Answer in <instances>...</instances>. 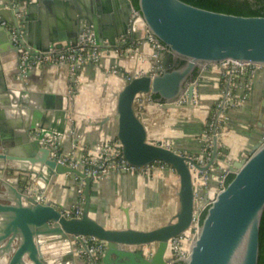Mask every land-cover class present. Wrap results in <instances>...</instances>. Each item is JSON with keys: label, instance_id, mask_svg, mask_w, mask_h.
<instances>
[{"label": "water", "instance_id": "1", "mask_svg": "<svg viewBox=\"0 0 264 264\" xmlns=\"http://www.w3.org/2000/svg\"><path fill=\"white\" fill-rule=\"evenodd\" d=\"M57 1L0 0V58L16 53L15 68L9 77L14 86L25 87L34 69L22 71L20 47L13 42L12 30H17L19 45L30 47L32 55L62 48L55 45L59 41L56 37L38 34L34 28L38 11L46 8L52 12L51 6ZM138 7L141 18L132 20V11L136 9L133 1L115 0L119 30L107 37L99 30L102 21L99 16L78 10L67 42L75 47L80 36L89 31L97 44L102 45L106 39L111 46H118L117 39L131 36V25L144 23L160 45L168 47L169 52L159 57L161 68L126 80L117 95L113 116L117 117V140L130 165L143 168L162 162L179 176L177 214L171 223L151 231L130 227L108 229L93 218L90 214L93 180L84 171L52 158L47 141L53 137L62 146L63 139L72 133L70 129L67 131L71 97L45 95L47 101L42 105L45 113L35 111V115L29 114L20 121L21 133L12 136L0 132V264H67L69 261L75 264V250L78 254L79 247L74 250L70 244L77 243L81 237L106 242L99 264H172L168 257L170 241L188 232L194 222V176L207 174L219 162L221 135L216 122L211 160L205 166L200 165L193 156L149 142L146 126L136 113L135 101L139 95H152L155 103L177 109L180 106L175 102L187 95L192 107L196 77L206 65L234 61L264 67V17L215 12L182 0H138ZM104 12H107L105 7ZM3 89V95L12 98L19 95L23 107H28V102L37 96L26 89ZM107 121H102L100 126ZM230 166L234 178L217 193L208 208L192 239L185 264H259L264 216V139L246 160ZM60 176L84 181L83 187H77L84 196L79 218H68L62 205L45 197L47 188ZM57 242L70 246L60 263L47 257V247H55ZM153 245L157 246L156 250L147 252Z\"/></svg>", "mask_w": 264, "mask_h": 264}, {"label": "crops", "instance_id": "2", "mask_svg": "<svg viewBox=\"0 0 264 264\" xmlns=\"http://www.w3.org/2000/svg\"><path fill=\"white\" fill-rule=\"evenodd\" d=\"M51 8L52 12L46 8L38 11L34 28L38 34L56 37L59 41L55 45H61L62 49L70 47L67 39L78 10L101 18L99 30L103 37L119 30V25H116L115 0H58ZM100 11L102 16L98 15ZM130 33V37H123L127 39L126 42L120 43L117 39L118 46L107 47L99 62L86 64L73 75L65 65L50 64L34 68L25 81V87L22 84L14 86L9 79L15 68L16 53H11L6 58L1 57L0 132L12 136L21 133L18 123L29 114L35 115V111L45 113L42 108L47 101L45 95L56 94L71 97L67 131L70 129L72 133L62 141L63 152L75 150L76 156L81 157L99 143L117 140V117L113 115L118 93L129 77L144 75L156 69L158 64L143 26L131 25ZM40 45L43 47V43ZM113 69H117L119 73L114 74ZM196 80L192 107L188 101L184 107L177 109H166L154 101H138L135 104V110L146 126L149 142L173 147L194 158L204 154V128L212 107L222 99L224 91L222 72L218 67L203 69ZM3 87L6 90L26 89L37 96L28 102V107H23L19 103L20 96L12 98L10 95H3ZM234 96L240 105L226 110L218 130L221 135L220 156L223 155V158L217 163V167L198 176L200 180L207 177L205 183L202 181L204 189L196 188L199 195L208 193L209 196H214L223 170L229 169L235 162L246 160L253 148L264 139V70L252 79L249 90L246 81L241 79L234 90ZM105 119L109 121L100 126ZM80 182L71 177L60 176L54 185L47 188L45 197L66 210L72 209L84 197L77 190ZM179 189V176L171 167L161 163H155L136 173H113L95 183L90 214L108 229L122 230L130 227L151 231L173 221L180 207ZM55 245V254L49 252L47 257L56 263L62 262L70 246L74 250L78 247L75 242L70 246L61 242ZM156 247L153 245L147 252H154ZM74 257L75 264H89L87 257L77 254L76 250Z\"/></svg>", "mask_w": 264, "mask_h": 264}, {"label": "built area", "instance_id": "3", "mask_svg": "<svg viewBox=\"0 0 264 264\" xmlns=\"http://www.w3.org/2000/svg\"><path fill=\"white\" fill-rule=\"evenodd\" d=\"M132 20L141 18V13L138 12V9H133ZM2 25H5L4 22H1ZM141 24L144 28V31L147 36L148 42L152 45L154 49V58L158 61L157 68H161V61L159 57L162 53L169 52L168 47L160 45V43L155 39L152 33L148 30L144 23ZM13 33V42L20 47L21 52V63L22 71L28 69L41 68L50 64L55 65H65L69 67L70 73L73 75L75 72L82 66L89 63L99 62L106 53V48L110 47L108 41H104L102 45L97 44L92 33L85 31L79 38L75 47H68L67 49L62 48H53L47 53L39 52L36 55H32L31 48L28 46H20L19 44V35L16 29L12 30ZM120 43L127 41L126 38H119ZM119 51V50H116ZM218 67L222 72V79H225V88L223 91L222 99L218 102V115L217 122L221 123L224 119L226 110L230 108H236L240 105V102L234 96V90L237 88V84L241 79H244L247 84L248 90L251 87L252 79L256 76L258 72L264 70L263 66L251 65L247 63H239L234 61H227L215 65H206L204 67ZM114 74H118L117 69H113ZM129 77L128 79H130ZM195 98V97H194ZM140 101V103L153 102L152 95H139L135 101V104ZM188 101V96L184 95L180 97L175 103L184 107ZM194 101V100H193ZM155 102V101H154ZM50 149H52V158L56 159L58 163L84 171L88 176L91 177L94 184L103 180L105 177L118 172H130L136 173L143 168L135 167L130 165L123 156V147L118 140L108 141L106 143H99L92 149H89L81 157L76 156L75 150L63 152L61 150L62 146L56 144V139L50 137ZM206 145L204 147V154L201 157L195 158L200 165H207L212 157V152L210 153L208 149L213 148V137L206 135L205 136ZM75 148V147H74ZM161 163L162 162H157ZM153 165V164H152ZM148 167V166H147ZM203 174V173H200ZM196 173L195 188L204 189V185L207 177L199 179V175ZM233 172L229 169H224L223 174L219 180V187L217 193L223 190L226 185L227 178L232 175ZM81 181L80 186H84V181ZM201 184V186H198ZM82 193L81 190H78ZM197 191V189H196ZM214 196H209L208 193H203L201 195L196 192V206L194 214V222L191 225V228L185 234L178 236L172 239L169 243V258H171V263L177 261L185 262L190 255V244L192 239L199 231L201 226V219L203 215L207 212L208 208L212 205L215 200ZM83 194V193H82ZM83 203L84 197L81 203L74 206L72 209L65 210L64 214L68 218H79L83 213ZM195 230V233H192L191 230ZM79 247L78 254L86 256L89 264H99L102 254L105 251L107 244L104 241L98 240L94 237H81L80 240L76 243Z\"/></svg>", "mask_w": 264, "mask_h": 264}, {"label": "trees", "instance_id": "4", "mask_svg": "<svg viewBox=\"0 0 264 264\" xmlns=\"http://www.w3.org/2000/svg\"><path fill=\"white\" fill-rule=\"evenodd\" d=\"M134 5L137 9L138 7V0H132ZM183 2H186L188 4L194 5L199 8L220 12V13H226V14H232V15H240V16H260L264 17V0H182ZM222 88H225V79H222ZM219 109H218V103H216L210 112V115L208 117L206 126L204 128V133L208 136H211L213 134V130L215 127V124L217 122V115H218ZM137 113V112H136ZM220 122L218 123L217 129H220ZM206 145V144H205ZM209 152L213 154V148L208 149ZM222 153L221 148H219V155L218 159L219 161L223 158V155L220 156ZM195 158H198L196 156ZM166 165L165 163H163ZM216 167L218 164L215 165ZM169 167V166H168ZM234 178V175H230L226 180V185H228L232 179ZM206 213L203 215L201 219V223H203L204 217ZM173 264H185L184 262L177 261ZM259 264H264V216L262 219L261 224V231H260V258H259Z\"/></svg>", "mask_w": 264, "mask_h": 264}, {"label": "bare ground", "instance_id": "5", "mask_svg": "<svg viewBox=\"0 0 264 264\" xmlns=\"http://www.w3.org/2000/svg\"><path fill=\"white\" fill-rule=\"evenodd\" d=\"M47 249H48L49 252L52 251L55 254V247H54V245H50L49 247H47Z\"/></svg>", "mask_w": 264, "mask_h": 264}, {"label": "rangeland", "instance_id": "6", "mask_svg": "<svg viewBox=\"0 0 264 264\" xmlns=\"http://www.w3.org/2000/svg\"><path fill=\"white\" fill-rule=\"evenodd\" d=\"M195 176H196V174H195ZM196 178H197V177H195V178H194V179H195V181H196Z\"/></svg>", "mask_w": 264, "mask_h": 264}]
</instances>
